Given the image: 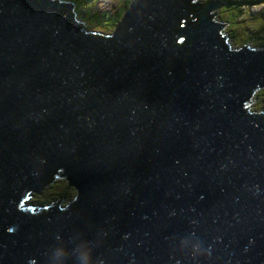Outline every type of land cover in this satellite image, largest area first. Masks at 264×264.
I'll return each mask as SVG.
<instances>
[{"label":"water","instance_id":"obj_1","mask_svg":"<svg viewBox=\"0 0 264 264\" xmlns=\"http://www.w3.org/2000/svg\"><path fill=\"white\" fill-rule=\"evenodd\" d=\"M219 0H0V264H264V49ZM86 27V28H85ZM64 176L65 204L27 203Z\"/></svg>","mask_w":264,"mask_h":264},{"label":"rangeland","instance_id":"obj_2","mask_svg":"<svg viewBox=\"0 0 264 264\" xmlns=\"http://www.w3.org/2000/svg\"><path fill=\"white\" fill-rule=\"evenodd\" d=\"M128 1L129 0H84L82 5L89 6L93 4L92 9L98 12H100L101 10L119 12L118 10L124 9L125 6H127ZM63 2L72 3L69 0H63ZM243 2L245 6L243 8V11L241 12L244 13L246 18H239V21L230 26L231 28H226V26L230 24L229 22H226V24L220 29L222 38L224 42L227 43L230 47H238L242 44H248L249 46H252L255 49H260V42L264 39V25H261V28L258 31L253 28V25H259L257 22L259 18L264 19V0L263 2L261 0H248ZM74 10H76V8ZM224 15V11L221 8H218L217 11L214 13L215 18H222ZM85 22L86 24L84 23V25L86 27L92 29L95 27L94 25L90 26L87 20ZM261 29L263 30V32L259 34V31ZM258 89L253 92L252 98L248 103L249 110L264 111V89H261L260 92ZM62 178L66 180L65 184L68 183L67 179L64 176L59 175L57 177V179ZM60 190L62 189L59 186H50L48 184L44 187L43 190L41 189L40 192L31 193L29 198H27V203H30L31 200L35 203H45L48 202L47 198H50V200H61V204H65L69 200H71L74 197L73 195H75L76 193L75 190L71 194L65 192L66 195L63 196L62 194H59Z\"/></svg>","mask_w":264,"mask_h":264},{"label":"trees","instance_id":"obj_3","mask_svg":"<svg viewBox=\"0 0 264 264\" xmlns=\"http://www.w3.org/2000/svg\"><path fill=\"white\" fill-rule=\"evenodd\" d=\"M69 1H71L75 5L76 17L83 24L84 23L86 24L85 21L87 20L89 22L90 26L91 25L95 26L93 29H95L96 32H100V33L104 34V33H106L105 31L109 30L112 25L114 26L115 22L123 14L124 10L129 5L131 0L128 1L127 6H125L124 9L118 10L119 12H114V11H109V10L108 11L101 10L100 12H98V11L92 9L93 4L89 5L90 7L82 5L84 0H69ZM219 1L222 2L221 5L219 6V8H221L224 11L225 15L222 18H215V16L213 15L212 18L215 20H218V21L221 20L222 22H229L230 24L228 26H226V28H231L230 26L235 24L237 21H239V18H246L244 13H242L241 11H243V8L245 6L243 1H248V0H219ZM261 1H263V0H261ZM257 22L259 25L255 24V25H253V28H255L258 31L261 28V25H264V19L259 18L257 20ZM262 32H263V30L261 29L259 31V34H261ZM260 45H261L260 49H264V39L260 42ZM261 89H264V86H262L258 89L259 92ZM65 182H66V180L64 178H62V179H57L56 183L49 182L45 186H47L48 184L50 186H52V185L59 186L62 189V190H60L59 194H62L64 196V195H66L65 192L71 194L76 189L75 186L70 185L69 183L65 184ZM44 187L41 189L43 190ZM75 192H76V190H75ZM47 200H48V202L51 201L50 198H47ZM30 203L33 205L42 204V203H38V202L37 203L32 202V200Z\"/></svg>","mask_w":264,"mask_h":264},{"label":"clouds","instance_id":"obj_4","mask_svg":"<svg viewBox=\"0 0 264 264\" xmlns=\"http://www.w3.org/2000/svg\"><path fill=\"white\" fill-rule=\"evenodd\" d=\"M92 256H91V254L89 255V264H91V261H92Z\"/></svg>","mask_w":264,"mask_h":264},{"label":"bare ground","instance_id":"obj_5","mask_svg":"<svg viewBox=\"0 0 264 264\" xmlns=\"http://www.w3.org/2000/svg\"><path fill=\"white\" fill-rule=\"evenodd\" d=\"M60 2H63V0H61ZM263 2V1H262ZM257 3V2H256ZM259 4V3H258ZM72 9L74 10L75 9V6L73 5L72 3ZM229 43V42H228ZM51 184V183H50Z\"/></svg>","mask_w":264,"mask_h":264},{"label":"flooded vegetation","instance_id":"obj_6","mask_svg":"<svg viewBox=\"0 0 264 264\" xmlns=\"http://www.w3.org/2000/svg\"><path fill=\"white\" fill-rule=\"evenodd\" d=\"M113 27H114V26L112 25L108 31H107V30H106V31L104 30V31H105V32H110V31L113 29ZM70 185H71V184H70Z\"/></svg>","mask_w":264,"mask_h":264}]
</instances>
